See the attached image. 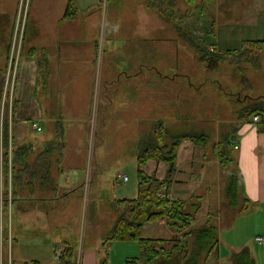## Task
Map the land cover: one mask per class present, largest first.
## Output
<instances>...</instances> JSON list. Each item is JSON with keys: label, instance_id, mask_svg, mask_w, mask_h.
<instances>
[{"label": "crops", "instance_id": "0c3cea01", "mask_svg": "<svg viewBox=\"0 0 264 264\" xmlns=\"http://www.w3.org/2000/svg\"><path fill=\"white\" fill-rule=\"evenodd\" d=\"M194 1L164 0L167 13L161 15L147 0H110L102 18L100 0H28L21 38L14 41L19 0H0V100L5 81L10 90L6 109L0 107V118L6 120L8 132V146L4 147L8 152L6 166L0 162V173L6 181L9 167L11 181L13 176L12 149L24 144L27 151L10 218L7 205L3 215V264H61V250L68 245L73 247L74 257L81 247V264H143L144 254L137 240H106L117 215L111 202L137 196L139 172L159 180L166 177L164 160L150 157L139 164L136 153L158 120L166 130V141L181 132L171 129L191 106L194 86L189 75L185 73L188 79H178V67H172L166 58L171 51L177 54L179 45L194 50L177 26L180 24L194 34L192 19L199 7L196 18L204 22L203 30L208 28L209 32L205 38L197 39L206 47L209 40L212 45L208 48L216 52L212 37L226 27L225 21L235 8L225 0L205 5L201 0ZM100 28L104 35V61L96 66L93 113L94 125L99 126L102 138L98 146H91V153L98 169L108 162L114 168L131 157L136 165L137 182L132 193L117 194L115 187L103 185V173L94 172L89 200L97 204V210L87 212L84 224L88 223L89 230L98 215L95 212L108 208L111 212L96 234L87 233L77 242L80 186L86 182L83 145ZM219 51L232 54L230 49ZM11 53L15 68L5 79ZM205 60L200 59L203 63ZM252 116L246 120L236 118L234 127L227 132L230 135L227 152L232 155V169L241 173L238 192L246 209L240 211L230 206L214 215L210 202L224 199V190L220 182L211 194L216 175L214 171L211 175L210 167L215 160L207 159V145L183 139L176 148L175 168L166 189L170 198L185 200L186 210L194 214L184 229L207 220L216 227L217 245L209 253L205 250L201 253L200 264H230L232 253L243 246L248 247L255 264H264V241L256 240L257 236L264 238V119L259 116L253 120ZM147 121L149 130L145 133ZM74 129L79 131L76 136ZM72 138L77 143L80 140V146H70ZM40 152L47 153V157L38 160ZM113 175L116 185L129 180L120 170ZM198 183L203 187L199 188ZM148 225L158 227L159 234H145ZM182 231L159 218L144 223L141 235L161 238L163 241L158 245L170 248L171 239ZM190 236L183 238L189 249L171 253L170 258L191 249ZM256 245L262 246L260 253L255 250ZM163 258L164 254L151 264H166Z\"/></svg>", "mask_w": 264, "mask_h": 264}, {"label": "rangeland", "instance_id": "374dc122", "mask_svg": "<svg viewBox=\"0 0 264 264\" xmlns=\"http://www.w3.org/2000/svg\"><path fill=\"white\" fill-rule=\"evenodd\" d=\"M109 2L107 8L109 7ZM225 2L227 4L232 2V5H234L235 8L232 9V15L230 18L225 21L226 27L220 30L219 35L216 33V35L212 37V41H214L218 51L230 49L231 52L234 53L235 50L240 49L248 40H264V0H225ZM194 3H196V0ZM198 11H200L199 7H197V16ZM197 16L192 19L195 26L194 34L197 36L196 38H205L207 34L205 30H203L204 22L200 21L199 18H196ZM100 35L102 36V39H104L103 28H100L99 36ZM203 41L205 43V40ZM206 43L205 44L208 47H211L212 43L209 40H206ZM213 49L216 51V48ZM176 51L177 54L171 51L170 56L167 55L166 58H168L172 67H175V65L178 67L176 71L178 79H188L185 77V73L189 75L192 85L194 86V96L191 100L189 110L186 114H183L184 118H180L176 122V126H173L171 130L183 131L195 128L203 130L208 134L206 141V150L208 155L206 157L207 159L212 158V160H215V164L210 167L211 175H213L212 171H214V174L216 175V179L211 185L212 194L215 192L217 185L220 182L222 184V190H224L225 186H227L228 177L232 171V160L229 162L224 161L227 155L232 158V155L226 154L230 146H225L222 140L226 132L234 127L237 116L236 110L245 104L249 98L264 97V43L260 52L259 67H254L249 62L239 60H234V62L225 60L216 62L215 60L206 59L205 63H203L200 61L199 55L194 50L192 51L190 47L185 49V47L179 45L176 47ZM227 58L229 59L231 57L228 56ZM103 61L104 53L98 54L97 51L94 64L95 71L93 74V92L91 98L92 102L90 103V116L87 123L88 128H86L85 142L83 145L85 146V170L83 173V179L86 182L82 183L80 186L81 193L77 223V242L82 240L87 233L96 234L95 231L100 229L102 226H105L106 221L108 220L107 214L111 212L110 208L105 209L101 213H98L99 211L95 212V214L97 213L98 215L94 218L93 225L89 229L91 231L88 230V223L86 222L87 224H84V220L88 219L87 212L91 213L97 210V204L92 200H89L91 188L94 186L92 179L94 172L103 173L101 176L103 185L105 187L107 185L110 189L115 187V192L117 194L132 193L137 182L136 165L135 161L131 157L124 159L121 162L122 165L115 166L114 168L113 163L111 164V162H108L98 169V167L95 166V159L91 153V146H98L102 138V135L99 134L98 131L99 126L97 127L94 125L95 116L93 109H95L96 106V97L94 99V92L98 81L96 79V66L98 68ZM9 62L10 58L8 59V65ZM7 71L8 69L4 72L5 79L9 74H7ZM6 83L7 82L5 81L4 87L1 88L0 107L2 110H5L7 107V93L10 91L8 88L9 83ZM178 115L182 114L178 113ZM167 123L169 124L168 121ZM148 130L147 121L145 133H147ZM78 132L79 131H75L74 136H76ZM82 136L83 132L79 139L82 138ZM70 141V146H80V140L79 143H77L76 139L73 138ZM115 170H120L121 172L126 173L129 176V180L126 182L121 181L117 183L118 185H116V183L112 181V179H115L113 178ZM198 185L199 188L203 187L202 183H198ZM239 194L240 193L238 192V197H240ZM213 201L214 200H211L210 202V209L214 212V215H216L221 209L224 211L225 207L230 208L226 199L222 198L219 202ZM240 204L242 206L244 205L242 198L240 199ZM103 208L106 207L103 205ZM15 221L16 220H13V223H15ZM148 226L149 227H147L144 231L145 234H159L158 227H154V225ZM189 240L192 241L193 236H190ZM6 241L7 240L5 239L4 242ZM255 250L257 253H260L262 246L256 245ZM7 252L8 246L5 243L3 248L4 259H6ZM42 252L48 254L47 251Z\"/></svg>", "mask_w": 264, "mask_h": 264}, {"label": "trees", "instance_id": "16d2710c", "mask_svg": "<svg viewBox=\"0 0 264 264\" xmlns=\"http://www.w3.org/2000/svg\"><path fill=\"white\" fill-rule=\"evenodd\" d=\"M212 1L213 0H201V3L205 5ZM147 2L148 5L158 10L161 15L167 13L164 0H147ZM209 28H211V24L209 25ZM177 29L182 32L183 38L186 39L190 46H192L201 60H229L230 62L239 60L249 62L254 67H259L260 65V52L264 43L263 39L248 40L240 49L235 50L234 53L229 55L228 52L212 51L210 48L203 45L199 39L195 38L194 34L187 30V28H184V26L179 24ZM205 29V32L208 33V28ZM228 56L231 58L228 59ZM236 113V118L240 120H246L254 114H259L260 118L264 119V97L249 98L245 104L236 110ZM165 132L166 130L163 129L161 121H156L152 132L147 136L144 144L138 149L136 157L139 164L150 157L164 160L167 164L166 177L159 180L154 176H147L139 172L137 196L134 198H118L111 202V206L117 215L113 226L106 236V240H137L144 254L141 259L143 264H151L156 258L163 256V254L165 255L163 263L166 262V264H200L201 253L204 250L209 253L217 245L218 238L216 227L207 220L201 225H195L192 228L185 230L184 227L189 224L190 219L194 218V214L186 210L185 200L180 198H170L167 195L166 184L170 174L175 168V151L180 141L183 139H189L193 142L205 145L207 143L208 134L203 130L192 128L172 134L170 141H166ZM222 141L225 146H230V135L227 132ZM5 146H8L7 122L4 118H0V162L1 165L4 166H6L8 155L7 150L4 148ZM26 152V145L24 144L18 145L12 149V161L14 162L11 188L12 200H14L17 192L16 186L20 185L19 179L21 183V176L25 168ZM45 152H40L37 159H45L47 157V153ZM226 154L229 153L226 152ZM231 160L232 158L229 157V155L224 159L226 162ZM15 164L19 166H16ZM15 170L18 171V173H16ZM241 181L242 176L239 170L237 168L232 169L228 177L227 186H225L223 191L224 199L227 200L228 205L240 211L247 207L246 205L242 206L240 204V198L238 197V190L241 186ZM6 184V177L3 178L2 176L1 193L3 209L7 205ZM196 205L197 204H194V206ZM197 207L198 206H196V208ZM159 218H165L167 224L177 231H182V229H184L180 232V236L176 235L171 239L173 245L170 248L158 245L159 241H163L161 238L155 239L143 237L141 235L144 223ZM187 235L193 236L191 249L179 257L174 255L170 258L169 256L171 253L174 254V252L182 251L185 248L189 249L185 239H183ZM231 256L230 264H255V260L247 246H243L239 250L234 251ZM73 258V247L71 245L65 246L60 254L61 264H72ZM133 261L131 260L130 262Z\"/></svg>", "mask_w": 264, "mask_h": 264}, {"label": "built area", "instance_id": "2783aa9c", "mask_svg": "<svg viewBox=\"0 0 264 264\" xmlns=\"http://www.w3.org/2000/svg\"><path fill=\"white\" fill-rule=\"evenodd\" d=\"M108 2H109V0H100V7H101L100 9H101L102 18L105 15V12H106V9H107V6H108ZM27 3H28V0H19L17 18H16V23H15V30H14V41L15 40L16 41L20 40V38H21V33H22V28H23V21H24V18H25ZM102 42H103V39H102V36L100 35V40H99V43H98V54H102V52H103V43ZM14 44L15 43L13 42L12 49H11L12 52H14ZM18 48H19V46L17 47V52H18ZM13 63H14V61H13V57H12V53H11L7 74L8 73L10 74L12 67L15 68V63L14 64ZM9 74H8V76H9ZM8 76H6V79L8 78ZM252 119L253 120H258L259 119V114H254L252 116ZM234 146L236 147V144ZM123 177L125 179L127 178L126 175H123ZM1 182H2V174L0 173V264H3L2 263V251H1L2 241H3V238H2V233H3L2 220H3V215L6 213V207L3 209V206H2ZM6 183H7L6 184V189H7V207H8L7 212H8V217L10 218L11 205H12V195H11L12 181H11V170H10V167H9V173H8V178H7ZM256 240L258 242H263L264 238L262 236H257ZM9 242H10V237H9ZM72 264H81V247L78 250V252L76 253Z\"/></svg>", "mask_w": 264, "mask_h": 264}]
</instances>
